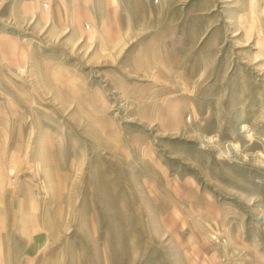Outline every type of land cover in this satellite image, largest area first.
Returning a JSON list of instances; mask_svg holds the SVG:
<instances>
[{
	"label": "rangeland",
	"instance_id": "1",
	"mask_svg": "<svg viewBox=\"0 0 264 264\" xmlns=\"http://www.w3.org/2000/svg\"><path fill=\"white\" fill-rule=\"evenodd\" d=\"M78 2L0 0V264H264V0Z\"/></svg>",
	"mask_w": 264,
	"mask_h": 264
},
{
	"label": "crops",
	"instance_id": "2",
	"mask_svg": "<svg viewBox=\"0 0 264 264\" xmlns=\"http://www.w3.org/2000/svg\"><path fill=\"white\" fill-rule=\"evenodd\" d=\"M76 4H72L70 5V8L72 9V17L76 16L78 19V23L80 24H88L91 25L93 22H95V17H94V13L92 12L93 9L91 7V5L89 4V0H84L80 1ZM75 3V2H73ZM118 0H113V2H111L108 6L110 8V22H111V28L116 29V28H120V10L118 9ZM63 9H65V7L62 4ZM78 14H80V17H78ZM76 17H75V21H76ZM107 24V22H106ZM107 26V25H106ZM109 27H107L108 29Z\"/></svg>",
	"mask_w": 264,
	"mask_h": 264
},
{
	"label": "bare ground",
	"instance_id": "3",
	"mask_svg": "<svg viewBox=\"0 0 264 264\" xmlns=\"http://www.w3.org/2000/svg\"><path fill=\"white\" fill-rule=\"evenodd\" d=\"M245 125L243 124V125H241L240 127H241V129L244 127ZM236 145L235 144H230V145H228L227 146V151L226 152H228L227 153V155H229V156H234L235 154H236ZM254 153V152H253ZM261 157V156H260ZM262 160L263 161H261V162H264V157H262ZM263 167H264V165H263Z\"/></svg>",
	"mask_w": 264,
	"mask_h": 264
}]
</instances>
